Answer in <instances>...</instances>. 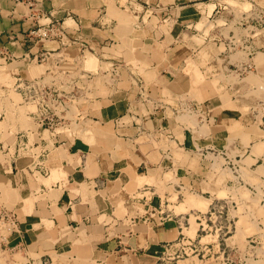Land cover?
I'll list each match as a JSON object with an SVG mask.
<instances>
[{"label": "crops", "instance_id": "0c3cea01", "mask_svg": "<svg viewBox=\"0 0 264 264\" xmlns=\"http://www.w3.org/2000/svg\"><path fill=\"white\" fill-rule=\"evenodd\" d=\"M217 6L219 0H0V212L17 223L0 234V248L17 250L21 264H178L163 254L181 235V220L199 212L176 211L180 189L215 199L208 191L215 182L207 179L206 191L202 182L214 159H224L228 127L239 116L215 96L186 99L205 109L195 127L177 115L191 90L183 58L216 45L215 30L201 20L213 21ZM50 25L61 33L40 39L38 30ZM246 42L252 47L255 37ZM73 51L94 64V71L80 68L90 84L78 76L77 96L65 90V78L62 93L22 78L28 62L44 56L42 79H54ZM209 53L201 72L218 68ZM42 88L76 99L77 117L68 116L67 102H48L37 119L25 116V127L16 114L7 116L12 95L33 101ZM46 115L56 116L53 129ZM166 171L179 183L164 180ZM149 173L151 182L137 183Z\"/></svg>", "mask_w": 264, "mask_h": 264}, {"label": "rangeland", "instance_id": "374dc122", "mask_svg": "<svg viewBox=\"0 0 264 264\" xmlns=\"http://www.w3.org/2000/svg\"><path fill=\"white\" fill-rule=\"evenodd\" d=\"M119 2L124 3L125 0ZM210 18L213 21L208 24L203 19L201 25H206L207 30H215L217 46L209 49L202 46L198 58H183L181 67L190 77L191 90L181 95L182 103L185 104L186 99L192 96L200 103L215 96L221 100L222 108L234 110L230 112L231 115L238 113L239 116H235L237 121L228 127L229 145L224 159H214L206 174L207 178L202 182L203 191L207 190V179L210 184L215 182L208 190L215 194V199L209 193L180 189L183 200L176 211L193 207L199 212L194 210L195 213L181 220V235L172 242V246H167L169 251H165L163 257L174 258L178 264H264V66L259 64L260 58L264 61V41L261 40L264 36V0H219L217 11ZM250 36L255 37L252 47L246 42ZM194 41L198 45L204 44L200 39ZM249 48L251 53H248ZM209 51L217 55L214 64L218 68L210 73L201 72L198 68L205 65ZM70 55L72 59H69L68 64L63 63L55 69L59 74L54 79H42L43 68L47 65L41 63L45 60L39 59L28 62L29 67L23 71L22 78L31 81L35 77L34 81L50 88L55 87L58 93H62L59 90L65 78L70 83L65 90L77 96L76 81L82 74L80 68L85 66L94 71V64L90 63L93 59L83 56L82 52L73 51ZM80 77L86 78V83H89L87 76ZM11 99L14 106L9 108L7 116L14 114L15 117L16 114L24 127L25 116L39 117L40 107L36 104V97L32 101L28 95L23 96V99L12 95ZM67 105L68 116L74 119L78 113L77 100L69 101ZM202 110L205 111L199 103L196 106L186 103V106L178 108L177 115H181L182 122L195 127L199 115L205 114ZM209 157L213 158V155ZM197 158L201 162L203 157L197 155ZM202 161L208 164L207 159L203 158ZM225 162L228 168L222 172L219 165ZM154 177L155 174L149 173L137 178V183L151 182ZM162 178L179 183L178 177L170 171L163 172ZM194 199L202 200L204 204H198ZM171 200H176V196L172 195ZM210 201L212 203L208 209L207 203ZM6 231L5 228L0 229V234ZM24 260L17 250L4 246L0 248V264H21Z\"/></svg>", "mask_w": 264, "mask_h": 264}, {"label": "built area", "instance_id": "2783aa9c", "mask_svg": "<svg viewBox=\"0 0 264 264\" xmlns=\"http://www.w3.org/2000/svg\"><path fill=\"white\" fill-rule=\"evenodd\" d=\"M56 30L57 29L53 25H50L47 28H43V30L39 29L37 32V35L40 39H44V40L52 39V38H55L57 34L61 33V31H59L58 33L56 32ZM36 59L37 60L39 59L40 61H44L46 58L44 56H40L39 58H36ZM31 90L37 93V90H34L33 87H31ZM36 98H37L36 104L41 109H48V106H47L48 102L49 103L54 102L56 105H61V106H64L67 102V98L63 96L60 98L57 92L52 91L48 88L40 89ZM32 99L33 101H35L34 98ZM39 99H40V102H38ZM55 119H56V116H52V115L44 116L45 126L49 129H53L57 125V121ZM16 224L17 223L11 212H6V211L0 212V228L4 227L5 229L9 230L10 228H14ZM43 262L45 264L46 260H44Z\"/></svg>", "mask_w": 264, "mask_h": 264}, {"label": "bare ground", "instance_id": "6f19581e", "mask_svg": "<svg viewBox=\"0 0 264 264\" xmlns=\"http://www.w3.org/2000/svg\"><path fill=\"white\" fill-rule=\"evenodd\" d=\"M253 80V79H252ZM194 200H196V199H194ZM196 202L198 203V204H204V202L202 201V200H199V199H197L196 200ZM202 202V203H201ZM182 205H183V203H182ZM179 206V205H178Z\"/></svg>", "mask_w": 264, "mask_h": 264}]
</instances>
